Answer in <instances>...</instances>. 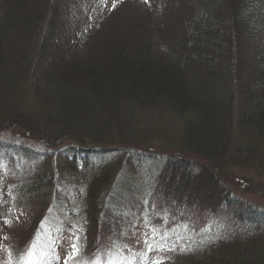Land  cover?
<instances>
[{
	"label": "trees",
	"instance_id": "obj_1",
	"mask_svg": "<svg viewBox=\"0 0 264 264\" xmlns=\"http://www.w3.org/2000/svg\"><path fill=\"white\" fill-rule=\"evenodd\" d=\"M110 1L0 0L1 115L20 122L21 132L23 129L29 134L40 132V137L52 146L75 141L82 146L81 150L91 151L106 145L114 136L121 140L130 136L113 132L112 128L125 126L130 130L135 123L133 116L123 115L132 105L145 108L165 103L180 115H194V122L187 121L183 128L180 156L164 161L158 176L159 196L163 201L171 200L175 207L184 205L193 209L198 217L217 221L219 232L204 236L199 246L185 252L184 262L179 264H264V211L239 202L226 192L224 181L213 178L207 167L189 160L192 156L206 162L224 152L230 139L225 112L229 103L217 87L224 85L219 82L222 74L230 75L239 40H251L237 30V3L220 5L217 0H185V17L159 22L151 19L146 25L143 17H131L130 25L123 27L125 30L117 31L115 26L104 33L97 31L103 29V19L98 17V23L84 29L82 21H90L85 17L95 18L105 8L108 14ZM80 11L83 19L79 17ZM241 17L246 21L244 15ZM152 24H157L156 33L149 27ZM71 35L68 46L61 50V40ZM30 51L34 64L23 53L27 55ZM22 60L26 62V74H38L43 89L49 91L51 109L40 121L32 113L35 105L31 99L17 101L20 98L16 93L20 91L14 87L19 79L14 78L13 70ZM253 62L264 70V56ZM257 72L262 77L248 76L247 82L249 86L264 87V71ZM245 94L242 100L247 98ZM259 114V122L253 119L245 126L259 131V140H264L263 107ZM41 122L51 128L43 130ZM260 148L264 151V145ZM48 154L51 158V153ZM242 154L249 157L250 153L242 151ZM99 168L104 179L98 178L89 186V202L109 184L107 169L103 165H98ZM13 172L18 174L15 169ZM18 176L24 177V173L20 171ZM20 186L27 193L31 188ZM41 186L38 190H42ZM118 205L116 199L115 206ZM227 206L233 211L224 210ZM106 210L103 205L98 217H87L92 231L96 229L94 248L101 253L106 250L104 241L109 248L110 238H119V228L124 222L114 213L106 214L109 218L106 220L103 215ZM226 218H231V223ZM228 229L230 232L225 233ZM97 258L105 264L107 253Z\"/></svg>",
	"mask_w": 264,
	"mask_h": 264
},
{
	"label": "rangeland",
	"instance_id": "obj_2",
	"mask_svg": "<svg viewBox=\"0 0 264 264\" xmlns=\"http://www.w3.org/2000/svg\"><path fill=\"white\" fill-rule=\"evenodd\" d=\"M182 1L148 0L145 3L144 0H111L108 14H105V8L95 18L86 16L85 19L90 21H82V25L85 29L88 27L86 25L98 23L99 17L98 19H103L101 25L103 29L99 27L96 29L99 28L98 33H104L110 30V27L114 30L115 26L118 28L117 31L125 30L123 27L126 25L127 28L130 25L131 17L135 19L143 17L145 19L143 25L151 19L152 22L157 19L158 22L177 19L178 16L185 17V13L187 14V5L185 0ZM217 1L220 5L237 3V30L250 36L251 40H239V48L234 50L232 56L230 75L228 77V73L222 74L219 82H223L224 85L217 87L222 94L221 97L229 103L225 107L230 131L228 148L206 162L192 156H189V160L207 167L213 178L217 177L224 181L229 195L262 212L264 211V151L260 146L264 145V140H259L261 137L259 131L247 129L245 123L249 124L253 119L259 122L260 110L264 108V87L249 86L247 82L248 76L261 78V73L257 71H264L260 69L263 68L262 65L253 62L264 56V41H262L264 3H258L260 0ZM81 11L84 13L85 9ZM81 11L79 17L83 19ZM242 15L247 18L244 22ZM109 19L111 21L105 24ZM150 26L156 33L157 24ZM242 34L241 36H244ZM71 39L72 35L64 37L59 48L65 50ZM23 53L25 58L32 62V51L27 55L26 52ZM25 69L26 62L22 60L19 67L13 70L16 73L14 78L19 79L18 82L16 81L17 87H14L15 91H20L19 94L16 93L20 98L17 101H25L27 97L31 99L35 105L32 107V113L40 121V117L47 115L51 109L49 91L43 89L38 74L35 76L26 74ZM245 93L248 96L242 100V97L246 96ZM125 115L133 116L135 121L130 130L122 126L113 127L112 131L130 136L122 140L114 136L107 140L106 145L103 144L96 151H91L81 150L82 146L75 141H64L62 144L52 146L47 139L40 137V132L29 134L24 129L21 132L20 122L15 123L16 120L12 117L7 119L0 113V264H17L22 252L30 244L36 245L38 253L41 249L48 251L52 239L58 241L56 253L60 259L57 261L49 253L42 264H63L64 257L71 251L69 231L73 229V225L78 231V242L82 253L75 261H70V264H85V262L96 264L97 261L98 264H104L99 262L97 256H105L108 247L104 241L103 248L106 249L104 252L101 253L99 248H94L96 229L92 231L87 220L88 216L91 219L98 217V211L103 205L108 209L103 213L104 217L106 214L114 213L124 221L119 228V238L116 241L137 252L144 249L141 234L145 232L151 234L146 224L158 229L159 234L155 239L160 243L164 242L161 239L164 234L172 242L178 237L183 238L176 244L175 251L148 253L147 264H150L152 259L160 258H163V264L184 262L185 252L199 246L204 236L208 237L219 232L216 229L217 221L198 217L193 209L184 205L175 207L171 200L163 201L159 196L161 191L158 176L164 161L167 157L180 156L183 128L187 121L194 122L196 119L194 115L190 113L180 115L165 103L145 108L132 105L123 117ZM36 125L39 124L36 122ZM41 125L43 130L51 128L47 123L41 122ZM242 151L250 153L249 157L243 155ZM48 153H51V158ZM108 155L115 157L108 159L106 158ZM98 165H103L107 169L109 184L103 186L89 202V186H92L98 178L104 179ZM14 169L18 174L13 172ZM20 171L24 173V177L18 176ZM22 184L25 188L31 187L28 190L30 195L25 190H21ZM39 186L42 190H38ZM116 199H119L118 207L115 206ZM145 201L148 202L147 205ZM89 205L93 211L89 209ZM224 210L233 211L229 206ZM5 218L11 221V226L4 223ZM105 219L109 220L107 217ZM225 220L227 223L232 221L231 218ZM134 224L135 228H133ZM229 232L228 229L225 233ZM186 240L188 243L182 242ZM181 248L187 250L181 251Z\"/></svg>",
	"mask_w": 264,
	"mask_h": 264
},
{
	"label": "snow or ice",
	"instance_id": "obj_3",
	"mask_svg": "<svg viewBox=\"0 0 264 264\" xmlns=\"http://www.w3.org/2000/svg\"><path fill=\"white\" fill-rule=\"evenodd\" d=\"M144 2L147 3L148 0H144ZM144 203L145 205L148 204L147 201ZM4 223L8 226H11V221H9L7 218L4 219ZM146 226L150 229L151 234L148 232L141 234L143 236V251L137 252L127 245H123L115 239L110 238L111 244L107 249V258L105 264H147L148 253L175 251L176 244H178L180 240L183 239L182 237H178L175 242H172L170 238L164 234L161 236V239L164 242L160 243L155 239V236L159 234L158 229L151 224H146ZM135 227L136 225L134 224L133 228ZM135 234L136 233L134 232L133 235ZM3 239H6V237H3ZM78 241V231L76 230V226L73 225V229L69 231V247L71 251L64 257L63 264H70V261H75L76 258L81 255L82 248ZM57 243L58 241L56 239H52L48 251H43V249H41L40 253L36 251L35 244H30L22 252L20 258L17 260V264H42V261L49 255V253H51L57 261H59L60 256L56 253ZM180 250L184 251L187 249L181 248ZM125 252H127V254H125ZM96 264H98V261ZM150 264H163V258L152 259Z\"/></svg>",
	"mask_w": 264,
	"mask_h": 264
}]
</instances>
